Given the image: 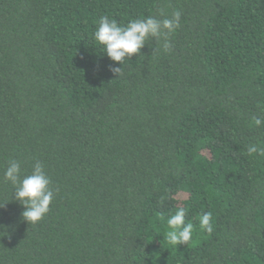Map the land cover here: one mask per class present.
<instances>
[{"label":"trees","instance_id":"1","mask_svg":"<svg viewBox=\"0 0 264 264\" xmlns=\"http://www.w3.org/2000/svg\"><path fill=\"white\" fill-rule=\"evenodd\" d=\"M175 11L170 51L153 38L110 70L101 16ZM250 145L264 149V0H0V203L12 159L40 161L55 190L35 224L14 196L0 208V264H264ZM180 207L193 238L173 246Z\"/></svg>","mask_w":264,"mask_h":264},{"label":"clouds","instance_id":"2","mask_svg":"<svg viewBox=\"0 0 264 264\" xmlns=\"http://www.w3.org/2000/svg\"><path fill=\"white\" fill-rule=\"evenodd\" d=\"M180 18L181 13L175 11L170 18L159 19L155 16H149L135 18L126 25H120L107 16H101L93 37L103 47V52L111 61L119 62L120 66L110 65V70L120 75L124 62L131 60L134 54H141V49L153 38L165 52L170 51L172 45L169 37L179 28ZM261 123L259 118L255 119L256 125ZM256 152L264 153V149H258L255 145L248 147L249 155ZM3 177L11 185L12 193L6 202L0 203V208H3L14 196L15 200L24 208L21 214L24 220L32 224L41 221L50 211V205L55 194L52 180L45 171L44 165L37 161L32 166L30 174H23L21 162L12 159L6 167ZM186 215V209L180 207L168 217V230L165 233L168 244L173 246L188 245L192 240L194 225L186 222ZM198 223L200 229L209 233L212 232L211 213H202Z\"/></svg>","mask_w":264,"mask_h":264}]
</instances>
